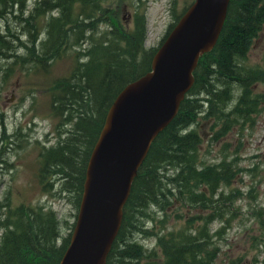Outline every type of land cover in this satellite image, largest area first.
Instances as JSON below:
<instances>
[{"label":"trees","instance_id":"1","mask_svg":"<svg viewBox=\"0 0 264 264\" xmlns=\"http://www.w3.org/2000/svg\"><path fill=\"white\" fill-rule=\"evenodd\" d=\"M119 1L35 0L33 8L28 10L27 0H0V27H4V33L0 29V62L2 66L7 64L0 67V74L4 77L13 72L12 65L19 63L16 61H31L46 71L49 62L69 49L86 46L76 52L71 74L52 84L51 108L62 120L64 129L58 134L56 146H43L38 171L42 190L50 193L58 186L57 195H69L76 210L87 162L110 104L127 84L151 70L154 54L174 27V24L169 26L158 48H145V13L139 12V5L134 4L130 25L125 26L118 18L122 11ZM45 12L52 15L46 41L34 55L38 31L35 27L30 31L29 27ZM182 14L175 18L176 23ZM11 20L19 25L17 29L27 28L23 35L30 37L33 45L30 53L16 54L18 46H26L21 36L11 33ZM102 26L105 27L101 29ZM263 27L264 0H229L214 47L200 56L193 71L192 87L175 117L151 143L137 170L106 264H240L242 261L237 256L226 263L218 262L220 240L233 221L242 217L236 203L243 193L233 184L243 169L238 165L237 154L229 156L225 142L219 149V157L212 162L206 158L199 121H211L207 145L211 148L206 152L209 154L234 127L243 128L259 112L264 96L253 87L264 83V69L246 66L244 62ZM2 137L6 135L3 133ZM2 154L0 151V164H4L0 169L7 165ZM8 200L0 202L3 233L0 264H59L75 223L69 226L68 235L61 237L60 224L67 222L58 219L51 205L12 207ZM173 207H181L187 213L178 215L175 208L169 211ZM251 210L261 223L264 211ZM171 215L182 224L167 230L166 222ZM214 223L218 227L212 228ZM148 238L155 239V248L151 250L142 243ZM260 245V239L254 235L250 250H258Z\"/></svg>","mask_w":264,"mask_h":264},{"label":"rangeland","instance_id":"2","mask_svg":"<svg viewBox=\"0 0 264 264\" xmlns=\"http://www.w3.org/2000/svg\"><path fill=\"white\" fill-rule=\"evenodd\" d=\"M34 2L35 0H27L28 10L33 8ZM192 2L193 0H120L118 6H121L122 11L118 18L122 19L125 26L130 25L134 4H138L139 12H144L146 17L147 34L144 46L158 48L169 26L172 24L175 26V18L180 16ZM50 16L52 15L45 12L44 15L37 17L33 27H29L30 31H33L34 27L38 31L34 55L40 51L41 44L46 41ZM9 25L11 33L16 32L21 36L20 40L25 42L24 46H26L25 48L18 46L16 54L30 53V48L33 47L29 42L30 37L23 35L27 33V28L17 29L19 25L16 26L12 20L9 21ZM103 27L105 26L101 29ZM0 29L1 33H4V27L1 26ZM85 48L84 44L69 49L59 58L49 62L46 71L42 70L41 66L32 64L31 61L22 63L19 59L20 61H16L19 62L18 65H12L13 72L6 77L0 74V151L3 153L2 158L7 162V165L0 169V202L9 199L12 207L19 204L32 207L51 205L58 219L67 222V225L60 224L61 237H66L70 232L69 226L75 223L78 209H74L70 204L69 195L63 193L57 195L58 186L50 193L42 190L38 179L40 153L43 146L46 148L56 146L58 134L64 129L62 120L51 108L52 84L56 79L71 74L76 64V52ZM244 63L246 66L264 69V27L254 39ZM6 65L2 66L0 62V67L4 68ZM253 88L264 96V83H256ZM250 120L243 128L234 127L224 139L212 147L209 154L206 152L211 148L207 146L211 135V121H199L205 141L202 152L206 158L212 162L219 157V149L225 142L229 146L227 148L229 156L237 154L238 165L243 169L233 184V187L243 193L236 203L242 217L233 221L224 238L220 240L221 255L218 262L226 263L230 258L241 256L240 264H264V244L261 240L262 235L264 236V219L261 223L257 221L254 216L255 211L251 210L255 208L264 211V104L260 105L259 112L253 114ZM66 129L68 127H65ZM3 133L7 138L2 137ZM3 147L5 150H2ZM3 165L1 163L0 167ZM175 211L178 215L187 213L181 207H176ZM173 215L166 222L167 230L179 228L182 224V221ZM216 227L218 223L212 225V228ZM2 234L0 230V237ZM254 235L260 239L263 247L251 251L250 240ZM142 240L144 239H140ZM142 243L146 249L155 248L154 238L145 239ZM155 252L157 255L160 253L158 249Z\"/></svg>","mask_w":264,"mask_h":264},{"label":"water","instance_id":"3","mask_svg":"<svg viewBox=\"0 0 264 264\" xmlns=\"http://www.w3.org/2000/svg\"><path fill=\"white\" fill-rule=\"evenodd\" d=\"M229 0H194L168 33L151 70L110 104L90 153L70 243L59 264H106L132 182L156 136L193 85L201 55L222 30Z\"/></svg>","mask_w":264,"mask_h":264},{"label":"flooded vegetation","instance_id":"4","mask_svg":"<svg viewBox=\"0 0 264 264\" xmlns=\"http://www.w3.org/2000/svg\"><path fill=\"white\" fill-rule=\"evenodd\" d=\"M262 243L264 244V236L262 235ZM261 243L260 248L263 247V244Z\"/></svg>","mask_w":264,"mask_h":264}]
</instances>
